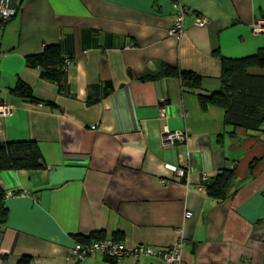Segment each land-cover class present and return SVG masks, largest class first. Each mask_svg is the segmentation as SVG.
I'll use <instances>...</instances> for the list:
<instances>
[{
  "label": "crops",
  "instance_id": "1",
  "mask_svg": "<svg viewBox=\"0 0 264 264\" xmlns=\"http://www.w3.org/2000/svg\"><path fill=\"white\" fill-rule=\"evenodd\" d=\"M19 2L0 24V106L11 108L0 115V143L35 142L43 168L0 172L8 209L0 264H111L101 252L73 260L77 237L91 234L127 248L182 240L185 264H264V129L232 135L224 111L201 101L220 92L223 60L264 51V31H255L264 0ZM180 7L188 13L177 40ZM197 17L209 23L196 27ZM47 45L72 58L65 93L27 63ZM164 65L196 74L200 87L179 76L142 79ZM107 82L113 91L89 102V88ZM167 130L187 140L168 145ZM223 168H235L239 191L220 203L202 184Z\"/></svg>",
  "mask_w": 264,
  "mask_h": 264
},
{
  "label": "trees",
  "instance_id": "2",
  "mask_svg": "<svg viewBox=\"0 0 264 264\" xmlns=\"http://www.w3.org/2000/svg\"><path fill=\"white\" fill-rule=\"evenodd\" d=\"M19 3V0H13L15 8L13 17L20 11ZM13 17L5 22L0 17V24L4 25ZM71 61L72 58L65 57L61 47L57 45H47L41 54L27 58V63L31 67L40 69L42 77L56 84L60 93H65L68 90L66 74ZM223 65L222 88L220 92L211 97H201L203 105L206 102H211L224 111V124L231 128L230 134L232 135L237 129H243L247 133L262 131L264 129V51L254 57L223 60ZM258 70L263 72L259 74ZM166 76H179L183 86L187 88L198 89L201 85L200 78L196 74L182 72L168 65L162 66L157 73L144 75L142 79L154 81ZM113 89V85L108 82L90 87L89 102L98 103L103 97H107ZM16 92L26 96L32 93L24 84H19ZM42 168L41 152L35 142L0 143V172ZM182 182H185L184 178ZM202 188L209 197L218 200L220 203L233 199L239 191L235 168H223L210 180L206 179ZM5 197L6 193L0 187V225L4 224L8 218ZM77 239L78 243L87 244L93 241H104L106 237L91 234L90 236H78ZM114 241L117 240L114 239ZM105 259L108 263L117 264L118 260L125 258L106 254ZM18 264H30V262L28 258H22Z\"/></svg>",
  "mask_w": 264,
  "mask_h": 264
},
{
  "label": "built area",
  "instance_id": "3",
  "mask_svg": "<svg viewBox=\"0 0 264 264\" xmlns=\"http://www.w3.org/2000/svg\"><path fill=\"white\" fill-rule=\"evenodd\" d=\"M188 11L184 7H180L177 12V17L175 23L172 26L171 34L180 40L185 31V18ZM15 14V8L13 6V0H2L0 4V17L5 21L9 20ZM209 23V21L204 17H197L195 20L196 27H204ZM256 32L264 31V22L255 25ZM11 111L10 106L1 105L0 115L6 116ZM166 137H164L165 142L168 145H174L175 143H183L187 140V135L183 132H171L167 130L165 132ZM172 172L177 174L180 178H184L185 172L177 167L168 166ZM206 180V177L204 178ZM164 182V181H162ZM192 214L188 212L186 214L187 218H190ZM183 242L179 240L174 246L166 249L159 250L151 246H135L133 248H127L125 245L116 242L111 239H106L104 241H93L87 244L77 243L72 251L73 260H78L83 256L93 254L95 252H101L104 255L116 256L118 258H141V257H151V258H161L167 264H184L183 256Z\"/></svg>",
  "mask_w": 264,
  "mask_h": 264
},
{
  "label": "water",
  "instance_id": "4",
  "mask_svg": "<svg viewBox=\"0 0 264 264\" xmlns=\"http://www.w3.org/2000/svg\"><path fill=\"white\" fill-rule=\"evenodd\" d=\"M164 137H166V135H165V134L163 135V138H164Z\"/></svg>",
  "mask_w": 264,
  "mask_h": 264
}]
</instances>
